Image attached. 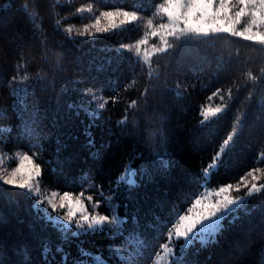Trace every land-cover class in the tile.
Wrapping results in <instances>:
<instances>
[{"label": "trees", "instance_id": "1", "mask_svg": "<svg viewBox=\"0 0 264 264\" xmlns=\"http://www.w3.org/2000/svg\"><path fill=\"white\" fill-rule=\"evenodd\" d=\"M166 1L0 0V151L30 155L42 190L123 217L76 232L0 174V264H157L181 215L222 184L260 189L165 264H264V42L185 32L147 58L138 41L159 43ZM104 11L134 16L94 31ZM128 165L136 181L119 182Z\"/></svg>", "mask_w": 264, "mask_h": 264}, {"label": "rangeland", "instance_id": "2", "mask_svg": "<svg viewBox=\"0 0 264 264\" xmlns=\"http://www.w3.org/2000/svg\"><path fill=\"white\" fill-rule=\"evenodd\" d=\"M161 11L165 20L160 21L149 35H155L159 43L148 44L149 38L138 41V48H142V53L147 58L166 50L173 36L185 32H197L204 35L230 33L264 42V0H167L162 5ZM133 16L126 12L104 11L96 15V22L89 26L93 27L94 31H100L110 26L121 25ZM223 109L221 105L207 107L202 113L207 119ZM233 135L234 132L229 136L227 143ZM225 145L206 169L207 176H210L211 171L218 166L219 156ZM0 174L4 181L25 187L36 194L40 201L45 202L49 217L59 225L73 227L76 232L99 229L106 225L113 226L116 230L121 228L122 216L117 214L111 216L101 212L98 207L90 205L82 196L67 191L42 190L38 182L40 168L26 153L14 155L1 150ZM118 181L135 182L134 167L128 165L119 175ZM259 189L260 186L255 185L248 194L235 196L232 194L236 192L235 187L227 184L205 187L190 208L181 215L157 264H165L178 246H188L195 240L207 242L214 239L223 218Z\"/></svg>", "mask_w": 264, "mask_h": 264}]
</instances>
